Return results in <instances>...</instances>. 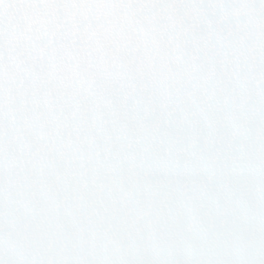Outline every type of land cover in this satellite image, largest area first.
<instances>
[{"label":"snow or ice","instance_id":"1","mask_svg":"<svg viewBox=\"0 0 264 264\" xmlns=\"http://www.w3.org/2000/svg\"><path fill=\"white\" fill-rule=\"evenodd\" d=\"M0 264H264V0H0Z\"/></svg>","mask_w":264,"mask_h":264}]
</instances>
